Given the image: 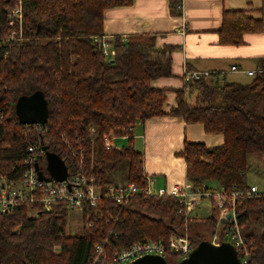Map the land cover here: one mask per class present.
Returning a JSON list of instances; mask_svg holds the SVG:
<instances>
[{
	"label": "trees",
	"instance_id": "trees-1",
	"mask_svg": "<svg viewBox=\"0 0 264 264\" xmlns=\"http://www.w3.org/2000/svg\"><path fill=\"white\" fill-rule=\"evenodd\" d=\"M15 2L0 0V38L9 28L7 12ZM20 2L24 38L0 42V176L9 181L20 178L29 146H46L75 173L80 147L85 170L97 178L101 201L96 210L83 207V221L90 227L75 236L66 235L67 211L61 207L37 218L28 217L24 205L0 213V264H90L94 245L104 240L109 244L107 253L139 240L172 236L187 237L195 247L210 235L195 230L198 223L209 233L226 225L212 205L207 217L191 218L178 213V200L170 196L141 194L124 207L107 196L108 187L116 184L112 174L123 164H127L124 181L145 186L143 156L134 148L132 128L165 114L164 92L169 89L154 87L151 81L172 75L174 47L156 48L154 33L113 37L115 54L108 60L92 43V36L103 35L104 10L132 0ZM262 30L261 18L247 17L243 10L224 11L219 42L240 44L244 32ZM37 90L47 102V121L22 124L15 102ZM173 91L176 105L168 115L202 123L206 133L223 136L217 147L185 142L180 157L193 188L244 191L250 186L247 161L252 155L262 159L264 174V56L245 82H220L215 74L208 80H189ZM109 134L126 136V144L104 148L102 137ZM37 163L45 167V157ZM235 216L248 245L246 264H264V194L237 204ZM166 259L169 264L180 260L168 255Z\"/></svg>",
	"mask_w": 264,
	"mask_h": 264
},
{
	"label": "crops",
	"instance_id": "crops-1",
	"mask_svg": "<svg viewBox=\"0 0 264 264\" xmlns=\"http://www.w3.org/2000/svg\"><path fill=\"white\" fill-rule=\"evenodd\" d=\"M238 10L247 17L261 18L264 26V0H132L103 12V35L109 39L154 33L156 48L174 47L172 75L151 81L154 87L169 89L164 92L165 114L137 122L132 128L134 148L143 156V172L155 180L156 189L170 192L188 184L180 157L185 142H202L208 147L223 143L222 135L206 133L202 123H186L168 115L176 105L173 89L184 86L183 72H211L218 74L220 82H245L252 77L247 71L257 72V59L264 56V30L244 32L240 44L219 42L224 11ZM113 137L112 141L118 136ZM118 138L126 142V136Z\"/></svg>",
	"mask_w": 264,
	"mask_h": 264
},
{
	"label": "built area",
	"instance_id": "built-area-1",
	"mask_svg": "<svg viewBox=\"0 0 264 264\" xmlns=\"http://www.w3.org/2000/svg\"><path fill=\"white\" fill-rule=\"evenodd\" d=\"M178 7L180 8V5ZM7 22L9 28L5 37L0 38V42L4 40H22L24 38V28L22 26L20 0H16L15 4L8 10ZM91 41L101 49L105 59L113 58L115 50L112 39L104 35H95L92 36ZM235 69L236 67L232 68V70ZM254 73L255 71H247L248 75ZM212 75L215 74L186 71L182 74L184 81L199 77L209 78ZM113 136L112 134L103 135L104 148L114 147L112 144ZM77 150L80 153L77 172L70 173L69 167L66 165L67 178L62 182H56L47 180L49 176L45 172V167L39 166L37 163L38 159L44 157V149L40 146H29L27 156L23 160L24 169L20 178L17 181H9L5 176H0V213L7 214L16 205L26 206L28 209L27 216L31 218H37L42 213H50L59 207L66 209L67 213L82 212L85 206L96 210L101 201L100 186L97 184V178L90 176L84 168L83 151L80 147ZM35 164L38 165L44 179L40 180L38 178L34 168ZM144 179L145 186L143 188L138 187L135 182L127 181L112 185L107 189V196L115 204L123 207L141 194L147 197L170 196L178 200L180 205L178 213L191 218H193L191 216L192 212L202 202H207L219 211L221 218L226 219V225H217L207 241L215 246L223 242L230 243L236 250L242 264L248 262V245L238 228L235 207L246 199L260 197L264 194V190L260 191L255 185H250L244 191H230L222 187L211 190L205 185L200 189H195L188 183L184 187H175L169 192L164 188L156 189L155 180L152 177L144 175ZM108 245L107 240L94 245V257L90 264H127L147 255L160 256L165 259L168 255L169 257L183 259L194 248L187 237L180 236H172L168 240L143 239L125 249L110 253L106 252Z\"/></svg>",
	"mask_w": 264,
	"mask_h": 264
},
{
	"label": "water",
	"instance_id": "water-1",
	"mask_svg": "<svg viewBox=\"0 0 264 264\" xmlns=\"http://www.w3.org/2000/svg\"><path fill=\"white\" fill-rule=\"evenodd\" d=\"M47 102L41 91H35L29 95L20 96L15 102V114L18 121L22 124L43 125L47 121L48 115ZM44 149L46 160L45 170L48 174L47 180L62 182L67 178L68 170L64 161L56 154ZM34 168L40 180L44 175L39 170L38 165ZM127 264H169L164 257L147 255L140 257ZM174 264H242L234 247L223 242L218 246L208 241H202L196 245L186 258L180 259Z\"/></svg>",
	"mask_w": 264,
	"mask_h": 264
},
{
	"label": "rangeland",
	"instance_id": "rangeland-1",
	"mask_svg": "<svg viewBox=\"0 0 264 264\" xmlns=\"http://www.w3.org/2000/svg\"><path fill=\"white\" fill-rule=\"evenodd\" d=\"M108 60V59H106ZM202 78V77H199ZM196 79V78H195ZM192 79V80H195ZM198 79V78H197ZM209 78H205L208 80ZM187 81H184V83ZM113 146L117 148H121L126 144L124 139L115 138L112 141ZM40 166V165H39ZM127 172V164H123L117 170H115L112 174L113 180L116 184L125 182ZM247 180L249 185H256L260 191L264 190V174H263V161L260 156L252 155L248 157L247 161ZM209 207L210 205L207 202H202L200 207H198L195 211L192 212L191 216H198L200 218H205L209 215ZM90 227V224L84 223L83 214L81 211L67 213L66 215V235L67 236H75L81 235L84 229ZM195 230L201 233V235L207 237L209 233L206 227H203L201 223L196 225ZM210 235L207 240H209ZM206 240V241H207Z\"/></svg>",
	"mask_w": 264,
	"mask_h": 264
}]
</instances>
